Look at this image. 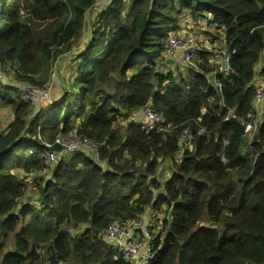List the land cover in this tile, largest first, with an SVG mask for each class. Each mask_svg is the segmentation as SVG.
Wrapping results in <instances>:
<instances>
[{
	"label": "trees",
	"instance_id": "obj_1",
	"mask_svg": "<svg viewBox=\"0 0 264 264\" xmlns=\"http://www.w3.org/2000/svg\"><path fill=\"white\" fill-rule=\"evenodd\" d=\"M99 1L0 0V74L52 100L35 110L43 93L28 101L0 79V264H127L106 227L148 209L164 214L150 264H264V106L249 143L244 133L264 82V0ZM201 21L218 52L235 51L227 71L205 49L169 70L167 39ZM55 60L67 84L52 98ZM150 103L166 132L132 122ZM73 128L102 144L98 159L61 151L47 166ZM185 131L193 146L178 156Z\"/></svg>",
	"mask_w": 264,
	"mask_h": 264
},
{
	"label": "built area",
	"instance_id": "obj_2",
	"mask_svg": "<svg viewBox=\"0 0 264 264\" xmlns=\"http://www.w3.org/2000/svg\"><path fill=\"white\" fill-rule=\"evenodd\" d=\"M201 49H205L207 52L212 51L199 33L170 36L164 47V57L170 58L174 54L181 52L183 64L191 66L193 58ZM234 53L235 51H231L221 55L223 57L221 71H227L228 67L225 68L223 63L226 62L228 65L229 57ZM254 87L255 113L251 117V120L244 124V133L248 139V143L252 140V132L258 130L263 119L264 82L261 80V83L254 84ZM19 90L23 98L28 101L34 102L38 95L43 93L45 106L52 104V100L48 97L47 93L25 87H20ZM132 116H134L131 117L132 122L139 131L146 135L154 132L164 133L168 130L164 116L158 113L151 103L135 111ZM203 134V129L197 132L198 136ZM192 140L193 135L191 131L181 133L178 138V156H181L184 151L192 148ZM54 144L59 145L63 149L62 153L64 155H71L87 150L94 154L96 159L99 157V148L101 146L81 137L76 128L71 129L65 134H58ZM224 144L226 145L227 142H224ZM45 161L47 166L53 167L58 161V153L49 148ZM223 162L227 163L228 161L223 158ZM149 227L148 220L144 224L132 223L129 225H123L118 220H110L103 236V242L127 264H150L154 257V252L152 234Z\"/></svg>",
	"mask_w": 264,
	"mask_h": 264
},
{
	"label": "rangeland",
	"instance_id": "obj_3",
	"mask_svg": "<svg viewBox=\"0 0 264 264\" xmlns=\"http://www.w3.org/2000/svg\"><path fill=\"white\" fill-rule=\"evenodd\" d=\"M205 26H207L205 23H204ZM185 25L182 24L180 27H178V30L176 33H178L179 31H181V29L184 27ZM198 31V33L201 34V36L203 37V40L204 42H206L210 48L212 49V51H210V54H211V58L210 59V62L213 61L214 64H218L221 60L218 56V51H220L222 49V43L219 45V47H215L214 46V39H212L211 37H216V30L212 29L211 27L208 29V32L207 34H204L202 30L200 29H196ZM189 32L187 30H182L181 32H179L178 34H176L175 36H178V35H187ZM209 39V40H208ZM168 40V39H167ZM220 42V41H219ZM197 59V56H195L193 58V61H192V65L191 66H194V62L196 61ZM64 62L63 61H59V60H55L50 68V78L47 80L46 82V86H45V89H48L49 92H50V96L53 98V95L56 93L55 91L53 90H56V88L58 87L59 85V82L60 80H62L63 83L67 84V78H66V72L63 70L64 68ZM56 66L58 67L59 66V71L56 70ZM184 66V65H183ZM176 67H179V66H176ZM174 67V69L176 68ZM170 68V66H169ZM168 68V69H169ZM192 68V67H190ZM172 69V70H174ZM259 69V67H258ZM0 79L3 83H6L7 85H13V86H19L18 84L16 83H13L11 80H10V77L9 76H3L0 74ZM65 80V81H64ZM257 83H261V80L260 79H256L255 82L253 84H257ZM83 87V83L80 84L79 86H77V90L78 89H82ZM36 101V100H35ZM34 101V102H35ZM40 105H38V107H36L37 109H40L42 108V106L44 107L45 106V103L44 101H42L41 103H39ZM33 108L36 110L35 106H33ZM134 117V116H132ZM6 119V118H5ZM128 122V120H126V123ZM77 129V128H76ZM78 130V129H77ZM78 133H79V130H78ZM80 134V133H79ZM81 136V135H80ZM71 139H73V137H71ZM61 156H64V154H60ZM68 156V155H66ZM60 156L58 155V158ZM167 177V174L163 175V178H166ZM146 215V213L144 214V216ZM142 216V218L144 217ZM153 215H149V219H148V223H149V226H151L152 224H155V226L157 227H160V220H162L164 218V214H163V211H160V213H158L154 219H152ZM141 218V219H142ZM110 220H118L116 218H112ZM119 221V220H118ZM120 222V221H119ZM158 222V223H156ZM154 234V233H153ZM153 235H152V240H153Z\"/></svg>",
	"mask_w": 264,
	"mask_h": 264
},
{
	"label": "crops",
	"instance_id": "obj_4",
	"mask_svg": "<svg viewBox=\"0 0 264 264\" xmlns=\"http://www.w3.org/2000/svg\"><path fill=\"white\" fill-rule=\"evenodd\" d=\"M109 0H100L99 2H103V3H109ZM182 25V24H180ZM193 26V27H190ZM190 26H186L187 30H188V34L190 33H198V31L196 30L197 28L202 30L204 34L209 33L208 32V26L204 25V21L201 22H191ZM192 28V29H191ZM200 34V33H199ZM201 35V34H200ZM212 39H214V37H212ZM218 47V46H216ZM223 53L218 52V56H221ZM168 61H171V63H167L168 66H170L169 70L174 69V67L176 66H180L183 65V61H182V54L181 52H178L177 54H174L173 56H171L170 58L166 59ZM60 84V83H59ZM57 91H60L59 85L57 87ZM43 108V107H42ZM37 110V108H36ZM45 110V108H44ZM147 213H150V210H147L146 215L138 222V224H144L148 219H149V215Z\"/></svg>",
	"mask_w": 264,
	"mask_h": 264
},
{
	"label": "water",
	"instance_id": "obj_5",
	"mask_svg": "<svg viewBox=\"0 0 264 264\" xmlns=\"http://www.w3.org/2000/svg\"><path fill=\"white\" fill-rule=\"evenodd\" d=\"M166 63H171V61L166 60ZM223 65H224L225 68L228 67V65H227L226 62H224ZM51 150L56 151V152L59 153V152H61L63 149H62L59 145L54 144V145L51 147Z\"/></svg>",
	"mask_w": 264,
	"mask_h": 264
},
{
	"label": "clouds",
	"instance_id": "obj_6",
	"mask_svg": "<svg viewBox=\"0 0 264 264\" xmlns=\"http://www.w3.org/2000/svg\"><path fill=\"white\" fill-rule=\"evenodd\" d=\"M166 59H168V58H166ZM44 107H45V106H44ZM35 108H36V107H35ZM98 144H99V145H102V144H100V143H98ZM52 146H53V145H52ZM52 146H51V147H52ZM51 147H50V149H51ZM100 147H101V146H100ZM99 149H100V148H99ZM148 210H150V209H148ZM147 214H148V215H152L151 210H150V213H147ZM140 220H141V219H140ZM140 220H139V221H140ZM139 221H138V222H139ZM138 222H136V223H138ZM106 228H107V227H106ZM107 247H108V246H107ZM113 252H114V251H113ZM121 260H122V259H121Z\"/></svg>",
	"mask_w": 264,
	"mask_h": 264
}]
</instances>
